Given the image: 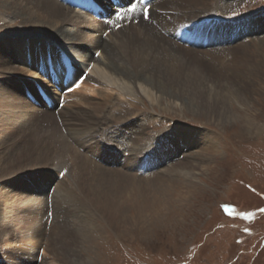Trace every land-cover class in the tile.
I'll return each mask as SVG.
<instances>
[{
	"label": "bare ground",
	"instance_id": "bare-ground-1",
	"mask_svg": "<svg viewBox=\"0 0 264 264\" xmlns=\"http://www.w3.org/2000/svg\"><path fill=\"white\" fill-rule=\"evenodd\" d=\"M77 1L81 0H0V264L5 255L11 261L21 258L20 264H35L23 256L32 251L26 249H33L46 237V225L39 216L42 212L48 215L49 209L55 208L57 216L51 214L54 219L47 244L53 240L50 237L54 230L62 228L55 241L60 251L54 252L67 258L71 249L65 235L72 231L69 218L76 208H89L97 216V211L100 215L108 212L114 217L124 212L123 206L137 202V197L155 193L159 183L174 188L182 179L190 183L186 182V195L179 193L175 203H188L189 208L196 205L190 203L191 195L203 189L192 179L210 153L220 154L218 137L211 130L183 129V134L172 131L152 139L147 132L148 121L131 120V111L121 101L113 100L114 93L122 98L142 96L153 108L156 105L168 112L180 107L183 112L204 116L220 126L230 122L232 116L238 118L233 103L240 111H250L245 128L257 129L255 118H251L256 108L253 92L234 79H226V71L220 77L201 76L181 60L185 55L196 57L190 51L194 49L190 48L189 37L180 39L183 31H196L193 19L218 10L215 0H169L172 3L163 6V0H158L147 19L120 27L82 11ZM98 1L107 5V0ZM173 10L181 13L176 23L169 20ZM243 30L235 26V37L239 39L242 35L238 31ZM257 45L264 46V39H258ZM250 46H235L238 50L233 53L241 50L244 59L264 60ZM65 53L73 59L75 79L89 71L69 100L83 91L89 93L80 95L70 104L72 108H67V103L60 108L57 103L53 110L39 96L38 86L46 91L53 86L47 78L46 60L51 55L55 67L64 70ZM225 63L219 65L223 68ZM55 92L51 95L59 101L60 92ZM95 98L98 101H93ZM114 110L119 116L112 114ZM138 115L144 117L143 113ZM236 126L244 128L238 123ZM181 144L188 147V153L183 161H172L170 158H176L180 150L183 154ZM196 148L205 154H196ZM25 158L32 161L18 165ZM164 161L173 162L171 169L166 167L162 172L167 178L154 170ZM53 166H57L55 171L59 168L57 175L51 170ZM63 169L68 174L62 178ZM154 181L159 183L154 185ZM55 182V197L49 201L48 192ZM46 252L51 254L48 248Z\"/></svg>",
	"mask_w": 264,
	"mask_h": 264
},
{
	"label": "rangeland",
	"instance_id": "rangeland-1",
	"mask_svg": "<svg viewBox=\"0 0 264 264\" xmlns=\"http://www.w3.org/2000/svg\"><path fill=\"white\" fill-rule=\"evenodd\" d=\"M166 2L167 4L172 3L169 0H163L162 6ZM158 3L159 1L156 4ZM214 3H217L219 8L212 15L192 20L194 23H201L197 29L196 24H193L194 29L210 37L209 45L203 49V47H194L190 43V48L194 49L190 51L196 57L185 55L181 57V60L187 64L186 68L189 67L201 76L206 74L220 77L218 75L226 71L225 73L230 76L227 75L226 79H234L243 85L245 90L253 92L257 109L252 111L251 118H255L257 129L252 127L254 130H247L245 128L248 126L245 119L250 118V111L243 110V108L240 111L239 106L233 103L231 104L232 109L235 114H239L238 118L232 116L229 119L230 122L220 126L204 116L183 112L180 107L168 112L156 105L153 108L152 104L142 96L122 98L114 93L113 100L121 101L123 106L131 111L130 116L133 117L131 120L141 118L142 122L148 121L146 123L150 127L147 132L149 131L151 137L153 136L152 139L159 135L164 137L172 131H179L183 134V129L188 132H192L193 129L196 131L211 130L218 137L221 144L220 154L210 153L208 158L201 163L200 169L196 171L194 180L192 179L203 189L191 195L189 201L190 203L195 202L196 205L189 208L188 203H175L179 193H183V197L186 195V182L190 183L189 179V181L182 179L176 185L177 188L163 187L159 182L154 181L156 182L154 185L159 183L155 193H148L146 198L137 197L138 199L135 200L138 203L133 201L132 205L129 203L123 206L124 212L114 217L108 212H101L100 215L97 211V216L89 208H76L77 212L73 210L74 216L69 218L72 231L65 235L71 249L70 257L67 258L55 253L60 247L55 242L60 233L58 230L62 228L53 229L54 232L57 230L56 234L53 232L50 237L54 241L52 240L50 245L47 244L46 239L51 234L49 232L53 225V216H57L55 208V210L49 209L48 215L42 212L39 216L42 223L46 225L45 235H47L42 236L41 243L43 244L39 243L33 249L25 248L29 252L32 251L23 257H30L35 264L43 262L78 264L82 260L84 261L81 264L85 261L87 264H264V60L262 58L247 60L246 57L244 59L240 56L244 52L241 50L233 53L240 45L250 44L253 52H259L264 56V46L257 45L258 39H264V0H215ZM173 11L174 14L169 17V20H175L176 23L181 13ZM223 23L225 25L220 27ZM239 25L245 30L242 31L243 33L238 31L242 35L238 39L235 37L234 27H240ZM185 30L188 31V29ZM192 33L195 34V31ZM212 45L215 47L213 48ZM234 57L240 58L236 60ZM233 60L237 61V65ZM219 62H226L225 66L222 68ZM193 67H196V70ZM49 88V92L54 94L53 86ZM88 93V91L78 93L76 97L70 98V101V95L74 94L72 91L66 95V101L62 107L67 103L69 104L67 108H72L70 104H73L80 95ZM93 101H98V99L95 98ZM57 112L58 110L55 109L56 115ZM118 113V110L112 111L113 115L119 116ZM142 113L144 117L138 115ZM236 123L244 128H238ZM181 146L184 148L183 154L181 155L180 150L176 153V158H170L172 161L173 159L178 162L184 160L188 147H184V144ZM195 151L198 155L205 154L199 148ZM198 155L196 157L200 163L201 158ZM31 161L25 158L20 160L18 165ZM172 161H164L154 170L161 172L163 176L162 172L166 167L171 166ZM53 167L51 170L57 175L59 168L55 171L57 166ZM67 169L61 171L63 175L68 174ZM61 177L58 178L62 179ZM151 183L153 184V181ZM50 184L44 187V194L41 195L43 198ZM163 184L166 186V183ZM55 185L56 182L51 185L48 192L49 201H51V196L55 197ZM160 187L164 189H159ZM17 197L19 196H15L14 199ZM47 248L51 254L46 252ZM19 252L23 254V250ZM2 259H4L3 264L23 262L21 258H13L11 261L7 255Z\"/></svg>",
	"mask_w": 264,
	"mask_h": 264
},
{
	"label": "snow or ice",
	"instance_id": "snow-or-ice-1",
	"mask_svg": "<svg viewBox=\"0 0 264 264\" xmlns=\"http://www.w3.org/2000/svg\"><path fill=\"white\" fill-rule=\"evenodd\" d=\"M130 2H131V0H130Z\"/></svg>",
	"mask_w": 264,
	"mask_h": 264
}]
</instances>
